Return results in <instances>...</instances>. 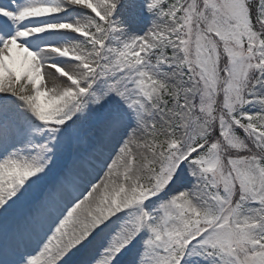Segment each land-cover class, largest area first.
I'll return each instance as SVG.
<instances>
[{"label": "snow or ice", "instance_id": "1", "mask_svg": "<svg viewBox=\"0 0 264 264\" xmlns=\"http://www.w3.org/2000/svg\"><path fill=\"white\" fill-rule=\"evenodd\" d=\"M0 264H264V0H0Z\"/></svg>", "mask_w": 264, "mask_h": 264}]
</instances>
